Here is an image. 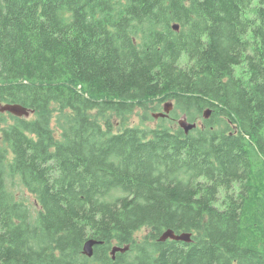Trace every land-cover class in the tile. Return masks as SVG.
<instances>
[{"label": "trees", "instance_id": "obj_1", "mask_svg": "<svg viewBox=\"0 0 264 264\" xmlns=\"http://www.w3.org/2000/svg\"><path fill=\"white\" fill-rule=\"evenodd\" d=\"M0 104V264H264V0H0Z\"/></svg>", "mask_w": 264, "mask_h": 264}, {"label": "water", "instance_id": "obj_2", "mask_svg": "<svg viewBox=\"0 0 264 264\" xmlns=\"http://www.w3.org/2000/svg\"><path fill=\"white\" fill-rule=\"evenodd\" d=\"M172 29L174 31H178L179 27L177 25L172 26ZM172 109V105L171 104H165L163 107V113L161 114H153V116L155 118L157 117H165L170 110ZM10 113L14 116L17 117H28V111H26L25 109H23L22 107L18 106V105H1L0 104V113ZM211 115V111L207 110L203 113V118L204 119H208ZM178 126L180 129H182V131L185 134H188L189 132H191L192 130H194L196 128V124H191L189 123L185 118L181 119L178 122ZM167 240H171V241H175V242H183L185 244H188L191 242V234L190 233H183L180 235H176L174 234L172 231L167 230L165 232L162 233V235L159 238V241L164 242ZM97 244V242L94 241H88L84 244L83 247V254L87 257H91L93 254V247ZM128 250V248H118V247H113L111 250V255L112 257L115 255V253H124Z\"/></svg>", "mask_w": 264, "mask_h": 264}, {"label": "rangeland", "instance_id": "obj_3", "mask_svg": "<svg viewBox=\"0 0 264 264\" xmlns=\"http://www.w3.org/2000/svg\"><path fill=\"white\" fill-rule=\"evenodd\" d=\"M164 105L163 106L161 105L160 106V109H161V107L163 108ZM160 112H156V114L158 115V114H160ZM153 113H155V112H153ZM178 114L180 115V119L179 118L176 119L173 123H169V121H166V124L167 125L168 124H175V125L178 126V122L181 119H183V118H181L182 117L181 116L182 115L181 112H178ZM146 115H148L149 118H147L146 120H144L141 117L142 116V112L139 111V110H135L128 117H126L127 120L124 123V126L123 127H126V125H127V126H130V127H142V128L154 129V128H156L157 126H159L161 124L164 125V122L162 121V120H165L164 117H162V118L161 117L155 118L152 115V112L151 111H148L146 113ZM111 121H112L113 125L114 126H117V127H119V125L122 124L121 123V120L119 118L115 117V116H113V117L111 116ZM196 123H197L196 125H198V127H199V125L201 124V119L197 120ZM114 131L117 132V128H115ZM13 194L16 197L17 200L24 202L31 210L35 211V210L38 209V206L36 204V201H35L34 196L31 195L30 193H28L21 186L19 187L18 185H15L14 188H13ZM147 233H148V230L147 229H142V230L136 232L135 235H134V237L137 240H140L143 237H145Z\"/></svg>", "mask_w": 264, "mask_h": 264}, {"label": "flooded vegetation", "instance_id": "obj_4", "mask_svg": "<svg viewBox=\"0 0 264 264\" xmlns=\"http://www.w3.org/2000/svg\"><path fill=\"white\" fill-rule=\"evenodd\" d=\"M169 115H170V112H169V114H168L167 116L164 117V119H167ZM183 118H185V117H183ZM185 119H186V118H185Z\"/></svg>", "mask_w": 264, "mask_h": 264}, {"label": "bare ground", "instance_id": "obj_5", "mask_svg": "<svg viewBox=\"0 0 264 264\" xmlns=\"http://www.w3.org/2000/svg\"><path fill=\"white\" fill-rule=\"evenodd\" d=\"M221 39V38H220ZM149 51V50H148ZM161 62V61H160ZM167 104V103H166ZM168 104H170V103H168ZM185 105V104H184ZM173 107V106H172ZM163 109V108H162ZM173 111V110H172ZM172 113V112H171Z\"/></svg>", "mask_w": 264, "mask_h": 264}]
</instances>
